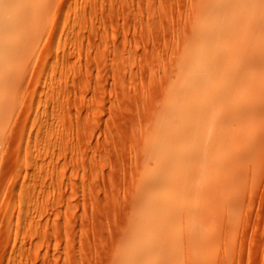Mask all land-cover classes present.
<instances>
[{"label": "rangeland", "instance_id": "obj_1", "mask_svg": "<svg viewBox=\"0 0 264 264\" xmlns=\"http://www.w3.org/2000/svg\"><path fill=\"white\" fill-rule=\"evenodd\" d=\"M2 1L0 264H264V1Z\"/></svg>", "mask_w": 264, "mask_h": 264}, {"label": "bare ground", "instance_id": "obj_2", "mask_svg": "<svg viewBox=\"0 0 264 264\" xmlns=\"http://www.w3.org/2000/svg\"><path fill=\"white\" fill-rule=\"evenodd\" d=\"M248 1V3L250 4V3H252V2H254V1H252V0H247ZM261 2L262 1H264V0H260ZM259 0L257 1V2H260ZM256 2V1H255ZM5 3H7V2H5V1H2V0H0V9L2 8V5L3 6H5L4 4ZM247 3V4H248ZM28 5V4H27ZM37 5V4H36ZM264 6H262L261 8H263ZM259 7L257 6V7H251V6H249V7H247V9L245 10V13L243 14V15H245V20H246V34L248 35L247 36V40H246V45L248 46H250V44H252V43H259V46H261V43L263 44L264 42H261L260 43V41H262V40H260L261 38H260V33L262 32L261 30H262V28H263V26H262V23H258L256 20V16L257 15H259L260 13H261V9H258ZM259 10V11H258ZM260 12V13H259ZM260 16H261V14L258 16V18L260 19ZM243 18V17H242ZM256 20H255V19ZM263 18H264V15H263ZM1 19V18H0ZM262 22H263V20H261ZM2 23H4L3 21L1 22L0 21V24H2ZM243 24V23H242ZM5 25V24H4ZM3 25V26H4ZM22 25V24H21ZM264 25V24H263ZM1 26V29L3 28L2 27V25H0ZM25 28V27H24ZM5 29V28H4ZM263 30H264V28H263ZM252 34V37L251 36H249V35H251ZM253 34H254V36H253ZM18 37V36H17ZM264 39V38H263ZM16 40H17V38H16ZM246 46V47H247ZM257 46V45H256ZM251 47V46H250ZM250 49V48H249ZM255 49H256V47H255ZM252 50V49H251ZM250 50V51H251ZM258 52V51H257ZM256 52V53H257ZM262 52V51H261ZM253 53V52H252ZM256 56H258V54H256ZM255 57V56H254ZM256 59H258V58H256ZM255 59V60H256ZM251 61V60H250ZM250 61H248V62H250ZM257 61V60H256ZM255 61V62H256ZM252 62V61H251ZM251 62H250V64H251ZM246 63V62H245ZM264 64V63H263ZM202 88H203V86H202ZM173 160V159H172Z\"/></svg>", "mask_w": 264, "mask_h": 264}]
</instances>
